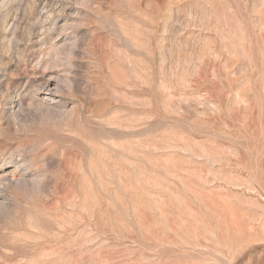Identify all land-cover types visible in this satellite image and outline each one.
<instances>
[{
	"label": "rangeland",
	"instance_id": "rangeland-1",
	"mask_svg": "<svg viewBox=\"0 0 264 264\" xmlns=\"http://www.w3.org/2000/svg\"><path fill=\"white\" fill-rule=\"evenodd\" d=\"M0 264H264V0H0Z\"/></svg>",
	"mask_w": 264,
	"mask_h": 264
}]
</instances>
